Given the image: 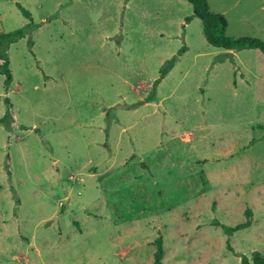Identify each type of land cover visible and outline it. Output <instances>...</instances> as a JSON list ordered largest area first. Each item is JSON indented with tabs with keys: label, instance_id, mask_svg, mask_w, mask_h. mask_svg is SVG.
Here are the masks:
<instances>
[{
	"label": "rangeland",
	"instance_id": "1",
	"mask_svg": "<svg viewBox=\"0 0 264 264\" xmlns=\"http://www.w3.org/2000/svg\"><path fill=\"white\" fill-rule=\"evenodd\" d=\"M208 2L229 37L264 41V0ZM192 15L185 0H0L3 32L40 25L9 50L8 94L0 76V119L6 97L16 116L0 124V264H153L160 236L163 264H241L228 240L264 255V56L212 68L223 52ZM184 46L158 101L130 109ZM247 209L231 238L211 225Z\"/></svg>",
	"mask_w": 264,
	"mask_h": 264
},
{
	"label": "trees",
	"instance_id": "2",
	"mask_svg": "<svg viewBox=\"0 0 264 264\" xmlns=\"http://www.w3.org/2000/svg\"><path fill=\"white\" fill-rule=\"evenodd\" d=\"M190 3L193 7V15L186 18V23L189 24L193 19L197 18L201 20L203 25V33L208 42V44L214 48L224 50L225 52L219 54L214 59L211 67L215 68L225 62L229 61L233 66H236L235 55L234 53H239L242 51L254 50L260 52L264 56V41L254 38V37H240L233 38L227 35L228 30V21L227 19L218 13H215L211 10L208 0H185ZM19 10L22 12L23 16L27 19H32V15L21 5H17ZM33 26L34 28L39 29L40 25H26L24 28L17 30L12 33H5L0 29V76L4 77V89L6 94L9 93L10 87L13 84L14 76L11 70V58L9 50L10 48L25 39L27 36L28 29ZM30 47H33V43L30 42ZM187 52V47H182L178 53L167 60L161 70L160 77L153 83L152 89L149 92L148 96L134 104L130 109L139 108L146 104H150L158 101V89L161 86L162 82L167 78L171 71L176 67L180 58ZM234 52V53H231ZM5 104L7 106L6 114L3 118L0 119V124L4 125L6 129L11 132L14 129L16 124V116L13 110V104L9 97H6ZM111 110L109 109L106 113V117L110 118ZM111 123V122H110ZM20 129H27L25 126H21ZM252 144L256 143V140L251 142ZM10 156H7L5 171L6 176L9 181L12 180V172L10 166ZM246 220L245 222L235 226L230 227L220 223L219 221H213L211 225L221 228L223 232L231 238L235 233L246 230L252 226L253 223V212L250 209L246 210ZM156 252L154 255L153 264H163V259L165 255L164 242L163 238L160 236L155 241ZM228 250L234 254L237 258L241 259V264H264V255L260 252H254L251 257L245 255H240L235 252L231 246L230 240L227 244Z\"/></svg>",
	"mask_w": 264,
	"mask_h": 264
},
{
	"label": "crops",
	"instance_id": "3",
	"mask_svg": "<svg viewBox=\"0 0 264 264\" xmlns=\"http://www.w3.org/2000/svg\"><path fill=\"white\" fill-rule=\"evenodd\" d=\"M222 52H225L224 50H222ZM231 53H234V52H231ZM234 55H237V53H234Z\"/></svg>",
	"mask_w": 264,
	"mask_h": 264
}]
</instances>
